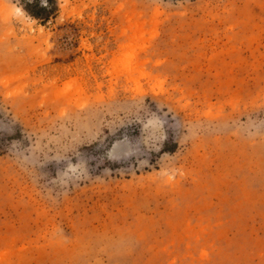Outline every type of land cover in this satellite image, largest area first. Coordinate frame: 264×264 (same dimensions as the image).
Listing matches in <instances>:
<instances>
[{"label":"rangeland","instance_id":"1","mask_svg":"<svg viewBox=\"0 0 264 264\" xmlns=\"http://www.w3.org/2000/svg\"><path fill=\"white\" fill-rule=\"evenodd\" d=\"M55 4L0 0V264H264V0Z\"/></svg>","mask_w":264,"mask_h":264},{"label":"trees","instance_id":"2","mask_svg":"<svg viewBox=\"0 0 264 264\" xmlns=\"http://www.w3.org/2000/svg\"><path fill=\"white\" fill-rule=\"evenodd\" d=\"M22 10L32 19L41 23L49 20L56 10L55 0H45L44 5L38 0H19Z\"/></svg>","mask_w":264,"mask_h":264},{"label":"bare ground","instance_id":"3","mask_svg":"<svg viewBox=\"0 0 264 264\" xmlns=\"http://www.w3.org/2000/svg\"><path fill=\"white\" fill-rule=\"evenodd\" d=\"M40 30H41V32L40 33H42L43 32V30H42V28L40 27Z\"/></svg>","mask_w":264,"mask_h":264}]
</instances>
